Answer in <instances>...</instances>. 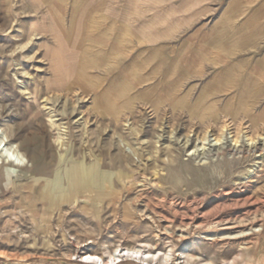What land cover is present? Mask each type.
Segmentation results:
<instances>
[{
  "label": "rangeland",
  "instance_id": "374dc122",
  "mask_svg": "<svg viewBox=\"0 0 264 264\" xmlns=\"http://www.w3.org/2000/svg\"><path fill=\"white\" fill-rule=\"evenodd\" d=\"M223 122L264 128V0H0V124L24 160L0 163V264H90L81 255L134 245L160 252L114 264H159L168 250L178 264L182 242L158 217H175L171 200L177 222L207 214L186 237L193 264H264V154H189L195 131ZM81 161L107 179L129 170L117 203L42 191ZM233 217L235 238H207Z\"/></svg>",
  "mask_w": 264,
  "mask_h": 264
},
{
  "label": "bare ground",
  "instance_id": "6f19581e",
  "mask_svg": "<svg viewBox=\"0 0 264 264\" xmlns=\"http://www.w3.org/2000/svg\"><path fill=\"white\" fill-rule=\"evenodd\" d=\"M250 72H252V71H250ZM54 80H56V79H54ZM58 81H59V79H58ZM226 81L228 83H230V80L228 78L226 79ZM255 85L258 86L259 84H255ZM243 87H245V86H243ZM240 88H242V87H240ZM260 89H263V88H260ZM254 90L256 93L259 92L257 90V88H254ZM222 91H224V90H222ZM222 91H218V92H222ZM239 91H241V90H239ZM245 95H247V93ZM248 96H250V95H248ZM108 109H109V100L105 99L104 104H103V110L107 113ZM1 126H3V125H1ZM5 127L2 130L0 129V163L4 161V162L16 164V165H23L24 164L23 155L20 153L17 146L14 143L12 144L10 142V140L8 138L9 137L8 134L10 135V132L8 133V130ZM193 135H196L195 140L199 141V142H198V144H195V146H194L195 148H193L189 154L197 152V156H199L200 154H204V152L207 151L208 149H211L214 151L216 150L217 154L222 155V156L224 155V153L226 151H229V153L235 152V154L236 153H238V154L242 153L241 155L244 156L245 158L255 156L256 152H259L258 155L264 154V128H257L256 127L255 129H245L243 131V129L241 127H239V129L232 130V128L230 127V125L228 123L223 122V125H221V127H219V128H217L213 125H209L204 130L195 131ZM174 137H175L174 141H176V144H179V146L181 144V147H183V148L190 146L194 142L190 135H184V137L181 140L179 139V137H176V136H174ZM228 137H229V140H231L233 142V148H230L229 145L226 144V143H228V140H227ZM243 137H244V139H243ZM162 138H164L163 134H159V136L157 137V140H160ZM119 163H121L120 159H119ZM62 168H63L62 176L56 175L53 180H47V181L42 182L40 184V185H44L42 188V191L48 190L49 193L53 197L52 199L55 200L54 203H56V204L59 201L64 202L65 200L69 199L71 204L78 205L81 203L83 205V204L87 203L89 200L93 199V197L91 195L93 192H90V190H95V189L110 192L111 195L115 196L114 202H116L117 199L121 198L122 192L120 193V192L115 191L116 190L115 185L117 184V185H120L121 187H124V186H126L128 180L131 179V175L129 174V170L127 172H123L124 174L118 175V177H110L109 179H107L108 177L103 175L100 167L98 166V164H96V162L90 163V164H88L84 161H81L79 163L65 162L62 164ZM68 190H72L71 193H67ZM136 202L138 204H139V202L144 203V199L139 197L136 200ZM227 203L229 204L230 202H227ZM167 204H168V202H167ZM144 206H147V204L145 203ZM170 206H172L173 210H175V212H174L175 217L165 218L161 213H160V215H158V217L160 219L161 218L165 219L164 221H165L166 225H164V230H166V232L168 234H174V236L176 235L180 239V241L182 242L181 243V249L178 253L179 258H180V261L178 264H193V256H192V254L189 253L190 246L185 243L186 237L191 236L192 234H194V232H197L198 230L200 231V229L202 228V225L199 224L197 222V220L201 217H206L207 214H205V213L200 214V212H202V210H201L202 207H199V209L196 211V214L194 216L192 215L193 216L192 218L190 217L191 219L188 223H182L181 221L177 222V220L175 221V219H177V217H178L177 216L178 215V208L175 205V202L172 200L170 201ZM126 208H128V214L131 213L132 208L128 207V205H126ZM150 208L151 207H149V209ZM56 210H57V213L59 214L58 217H61V213L63 212L61 206L57 205ZM169 211L170 210H168V212ZM169 214H170V212H169ZM236 221H237L236 218H234L232 220H231V218L230 219L226 218V219L216 220L215 222H212V224H210V226L207 229L213 228V230L216 229L220 233H217V234H219L217 237L211 235L210 237H207V238L209 240L212 239L214 241H215V239H219V240L224 239L225 240L226 238H229V237H230L229 239L235 238L237 236V234L231 233V232L234 229V225L236 224ZM160 226H161V224H160ZM259 226H262V225L260 224ZM256 227H258V226L257 225H251V227L249 226V229L256 231ZM146 246H148V245H146ZM146 246L134 245V246H130V247H121V248L116 247L114 249V251H106L105 252L107 254L106 259L104 257L99 256V255L96 256L95 254H90V253H84V254L82 253L83 255H81L80 258H84L85 259L84 261L85 262L88 261V263H90V264H98V263L99 264H114L115 262L117 263V262H119L125 258H129V260L135 259V261L136 260L146 261V260H148V258H151L152 260H154L158 256V253L160 251L155 253L153 250H150ZM170 253H171L170 250H168L167 252H163L162 258H160V260H159V264H169L168 262L170 259ZM231 261H233V260H231ZM156 263H158V262H156ZM195 264H212V262L206 261L203 263H195ZM229 264H231V262H229Z\"/></svg>",
  "mask_w": 264,
  "mask_h": 264
},
{
  "label": "crops",
  "instance_id": "0c3cea01",
  "mask_svg": "<svg viewBox=\"0 0 264 264\" xmlns=\"http://www.w3.org/2000/svg\"><path fill=\"white\" fill-rule=\"evenodd\" d=\"M206 5H211V3H209L208 1L206 2L205 1V3L204 4H202V6H198L197 8L195 7V8H193V9H191V11H194L195 13H197V12H202L204 9H207V8H205V7H207ZM208 17V15H204L203 14V16L201 15L199 18H203V17ZM178 18V19H177ZM177 18H175L177 21H179V20H182V21H185L186 20V18L187 17H185V16H178ZM185 18V19H184ZM119 83H121V82H119ZM118 84V83H117Z\"/></svg>",
  "mask_w": 264,
  "mask_h": 264
}]
</instances>
